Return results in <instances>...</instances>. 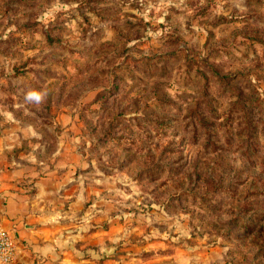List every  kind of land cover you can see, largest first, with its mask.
<instances>
[{
    "label": "rangeland",
    "instance_id": "obj_1",
    "mask_svg": "<svg viewBox=\"0 0 264 264\" xmlns=\"http://www.w3.org/2000/svg\"><path fill=\"white\" fill-rule=\"evenodd\" d=\"M0 135L108 214L98 264H264V0H0Z\"/></svg>",
    "mask_w": 264,
    "mask_h": 264
},
{
    "label": "crops",
    "instance_id": "obj_2",
    "mask_svg": "<svg viewBox=\"0 0 264 264\" xmlns=\"http://www.w3.org/2000/svg\"><path fill=\"white\" fill-rule=\"evenodd\" d=\"M23 132L14 135L25 138ZM1 136L0 226L11 233L15 244L9 264H98L99 251H105L111 236L108 214L96 213L95 202L86 206L77 202L85 193L76 186L75 173L56 174L55 167ZM99 214L105 218L102 224Z\"/></svg>",
    "mask_w": 264,
    "mask_h": 264
},
{
    "label": "built area",
    "instance_id": "obj_3",
    "mask_svg": "<svg viewBox=\"0 0 264 264\" xmlns=\"http://www.w3.org/2000/svg\"><path fill=\"white\" fill-rule=\"evenodd\" d=\"M14 239L11 233L0 226V264H9L15 252Z\"/></svg>",
    "mask_w": 264,
    "mask_h": 264
},
{
    "label": "clouds",
    "instance_id": "obj_4",
    "mask_svg": "<svg viewBox=\"0 0 264 264\" xmlns=\"http://www.w3.org/2000/svg\"><path fill=\"white\" fill-rule=\"evenodd\" d=\"M28 99L35 100L36 102H40L42 100V94L39 92H30L28 94Z\"/></svg>",
    "mask_w": 264,
    "mask_h": 264
}]
</instances>
